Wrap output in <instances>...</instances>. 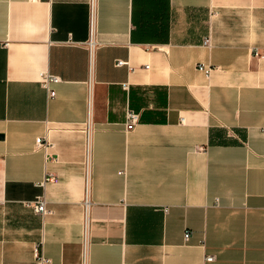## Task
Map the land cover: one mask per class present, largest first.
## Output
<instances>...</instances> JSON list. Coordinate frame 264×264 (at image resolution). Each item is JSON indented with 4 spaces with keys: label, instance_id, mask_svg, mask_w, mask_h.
<instances>
[{
    "label": "crops",
    "instance_id": "0c3cea01",
    "mask_svg": "<svg viewBox=\"0 0 264 264\" xmlns=\"http://www.w3.org/2000/svg\"><path fill=\"white\" fill-rule=\"evenodd\" d=\"M253 49L264 0H0V264H264Z\"/></svg>",
    "mask_w": 264,
    "mask_h": 264
},
{
    "label": "built area",
    "instance_id": "2783aa9c",
    "mask_svg": "<svg viewBox=\"0 0 264 264\" xmlns=\"http://www.w3.org/2000/svg\"><path fill=\"white\" fill-rule=\"evenodd\" d=\"M93 2H94V0H90L91 7L93 5ZM208 43H209V36H206L202 39V44L208 45ZM92 45H93V41L90 38L88 41L89 49H91ZM252 55L259 57V58H264V50L257 51L256 49H253ZM115 63L118 66L119 65H125L126 61L119 59ZM145 67H147V65H145ZM196 69L198 71H200L205 77H207L210 74L211 66L198 64L196 66ZM38 82L41 85V87L46 91L47 98L50 99V98L54 97V95H55V90H54L53 86L55 84H57L58 82H60V79L57 75H54L48 71H42L39 73ZM123 86L126 87V84H124ZM139 116H140L139 113L136 111H133L131 109L126 110V113H125V119L126 120L124 123L125 131H131L137 125V123L139 122V118H140ZM85 131L87 132V135L90 132L89 121L85 125ZM41 138L42 137H37L35 139V142L37 143V145L43 144V141H41ZM52 179H53V176L50 174L47 175V177L45 178V180H52ZM85 203H87V199H85ZM29 205L33 207L35 212L39 213L42 216L50 213V211L46 208V201H45V198L43 196H38L34 201H31L29 203ZM183 237H184V239H186L188 237V233L184 231ZM35 257L39 261L40 264H43L46 261L42 256L41 250L38 248L35 249ZM204 259H205V261H211L212 256L206 255L204 257Z\"/></svg>",
    "mask_w": 264,
    "mask_h": 264
}]
</instances>
